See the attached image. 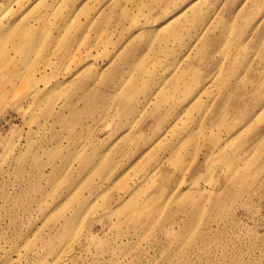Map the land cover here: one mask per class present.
<instances>
[{"label":"rangeland","instance_id":"rangeland-1","mask_svg":"<svg viewBox=\"0 0 264 264\" xmlns=\"http://www.w3.org/2000/svg\"><path fill=\"white\" fill-rule=\"evenodd\" d=\"M0 264H264V0H0Z\"/></svg>","mask_w":264,"mask_h":264},{"label":"bare ground","instance_id":"bare-ground-1","mask_svg":"<svg viewBox=\"0 0 264 264\" xmlns=\"http://www.w3.org/2000/svg\"><path fill=\"white\" fill-rule=\"evenodd\" d=\"M22 17L23 16H21L20 18H22ZM67 38H69V36H67ZM56 39L64 41L66 39V33L61 32V35H59ZM33 80H34V73H33L32 69H29L25 72V74L23 76V79H22L23 85H26L28 82L32 83ZM201 105L202 104L200 103L198 106L201 107ZM198 106H197V108H198ZM216 108H217V106H216ZM193 110H196V108L194 107ZM191 112L189 113V116L187 117V121L183 122L185 126H188L189 124H191L195 120L194 112H192V113ZM205 116H207V115H205Z\"/></svg>","mask_w":264,"mask_h":264}]
</instances>
